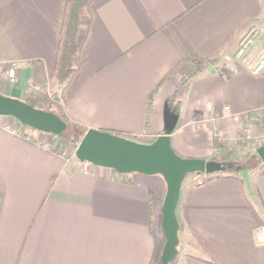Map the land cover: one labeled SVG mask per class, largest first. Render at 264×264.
Listing matches in <instances>:
<instances>
[{
    "label": "crops",
    "instance_id": "crops-1",
    "mask_svg": "<svg viewBox=\"0 0 264 264\" xmlns=\"http://www.w3.org/2000/svg\"><path fill=\"white\" fill-rule=\"evenodd\" d=\"M64 4L0 0V64H17L13 85L0 79L2 95L23 100L56 88ZM90 12L79 69L61 96L68 124L133 141L168 134L180 157L214 161L226 159L219 142L234 138L241 121L264 128V73L232 60L246 31L264 49V0H91ZM222 49L177 93V105L169 103L190 68L184 58ZM189 175L171 264H264L255 241L264 224V162L198 183ZM165 193L159 175L84 171L77 159L0 126V264H148Z\"/></svg>",
    "mask_w": 264,
    "mask_h": 264
},
{
    "label": "water",
    "instance_id": "water-1",
    "mask_svg": "<svg viewBox=\"0 0 264 264\" xmlns=\"http://www.w3.org/2000/svg\"><path fill=\"white\" fill-rule=\"evenodd\" d=\"M0 116L14 118L24 127L54 136L62 135L67 128V123L56 114L1 93ZM256 156L264 162V145L256 149ZM75 157L81 163L111 169L118 174L139 173L162 177L166 193L161 207V226L165 238L161 264H169L177 254L179 225L175 211L184 178L194 173H224L231 167L214 160L180 157L173 150L168 134L157 136L151 143H140L94 129L83 134L75 149Z\"/></svg>",
    "mask_w": 264,
    "mask_h": 264
},
{
    "label": "trees",
    "instance_id": "trees-1",
    "mask_svg": "<svg viewBox=\"0 0 264 264\" xmlns=\"http://www.w3.org/2000/svg\"><path fill=\"white\" fill-rule=\"evenodd\" d=\"M90 3L91 0H65L63 18L59 32V41H58V47H57L55 65H54V79L56 81L57 86L60 87L61 96L66 84L79 69L81 51L87 39L91 24ZM224 53H225V49H222L210 57H202V58L194 59L191 55L186 56L184 58V61L190 63V68L181 78L175 95L170 97L168 102L169 103L173 102L174 104L177 105L178 103L177 93L180 90L185 89L190 83V81L200 71H202L206 67H209L210 65L217 63L218 60L224 55ZM220 73L225 77L229 75V72L225 69H222ZM30 96L31 95L27 94L23 99V101L32 107L38 108L37 102L38 100H40L44 104L41 109L53 113L52 107L54 102L50 101L46 96L43 97L39 96L40 99L37 98L35 100H32ZM56 115L59 116L63 121H65L67 125H69L68 122L65 120L64 116H62L60 113H57ZM104 132L117 135L120 137H124L127 139H131L129 136L121 132H117V131H104ZM55 137L64 140L68 139L64 135V133L62 135ZM154 140L155 139L139 138L136 141L140 143H151ZM251 159L255 160L256 164L261 163V161L257 158L256 154L253 155V158L250 157L245 162H239V163L222 162V163L231 166L226 172H232L234 170L237 171L239 169L249 167L248 162ZM195 174H199V173H195ZM121 175L126 176L127 174H121ZM164 243H165V238L162 232L161 209H160L158 227H157V231L153 233V249L148 264H161L160 256L162 253Z\"/></svg>",
    "mask_w": 264,
    "mask_h": 264
},
{
    "label": "rangeland",
    "instance_id": "rangeland-1",
    "mask_svg": "<svg viewBox=\"0 0 264 264\" xmlns=\"http://www.w3.org/2000/svg\"><path fill=\"white\" fill-rule=\"evenodd\" d=\"M254 31H246V33H243L241 37L238 40V45L237 48H233V55L234 58L232 59L235 61V58L237 61L240 60V56L243 54L250 52V55H258L260 51L263 49V47H260L259 45H252L253 43H250V39L252 38V34ZM249 43V44H248ZM256 53V54H255ZM48 89V88H47ZM43 90L41 91H32L29 93L30 98L32 100H35L37 98L46 96L50 101L54 102L53 104V113L57 114L60 113V105L62 104V97H61V91L60 87L57 86L53 90ZM40 99V98H39ZM37 107L41 109L43 107V103L38 100L37 102ZM243 119V118H242ZM241 119V120H242ZM4 119L0 118V122L10 124L11 121L9 119L3 121ZM240 120V121H241ZM244 121H247L246 119ZM15 124H17V121L14 120ZM243 126L239 131L235 134V137L232 139H227L224 142H219V144H223V150L226 151L225 155L223 156L224 158L226 157L225 160H219L221 162H234V163H239V162H245L248 160V158L252 157L253 155L256 154V149L260 146L264 145V128L262 127H251L243 123ZM15 124L13 127H15ZM19 124V123H18ZM245 124V125H244ZM22 126V125H21ZM23 128L22 130H26L27 134H29L31 137L37 139L39 141V144L42 146L44 145L45 148H48L51 151H55L56 154L61 156L65 160H75V149L82 138V131L77 129L72 124L67 125V128L64 132V135L68 139H58L53 135L42 133V132H37L29 129L28 127H19ZM25 128V129H24ZM20 129V130H21ZM22 131V132H24ZM67 140V141H66ZM220 146V145H218ZM222 157V158H223ZM256 164V161L251 159L248 162L249 166H252ZM235 171V170H234ZM219 174V173H218ZM193 175H189L188 177L193 180V182H201L204 179V174L195 177L193 179ZM160 214V211H159ZM175 260V259H174ZM172 260L169 264L173 263Z\"/></svg>",
    "mask_w": 264,
    "mask_h": 264
},
{
    "label": "built area",
    "instance_id": "built-area-1",
    "mask_svg": "<svg viewBox=\"0 0 264 264\" xmlns=\"http://www.w3.org/2000/svg\"><path fill=\"white\" fill-rule=\"evenodd\" d=\"M239 62L242 65H244L254 75H259L264 73V49L260 51L256 59L251 58L250 52L243 54L242 56H240ZM0 79H2L3 82L8 86L13 85L17 79V64L16 63L0 64ZM12 120L15 119L12 118ZM18 123L19 122L17 121V124H15V127H13L12 124L0 122V126L4 127L5 129L11 131L13 134L22 137L28 141H37V139L35 140V138L27 134L26 130L24 131L22 130L23 128L22 129L19 128L22 126L20 123L19 124ZM37 142L39 143V141ZM81 165L84 171H86L87 168L91 166V164L89 163H81ZM255 241L264 247V224H262L256 230Z\"/></svg>",
    "mask_w": 264,
    "mask_h": 264
}]
</instances>
